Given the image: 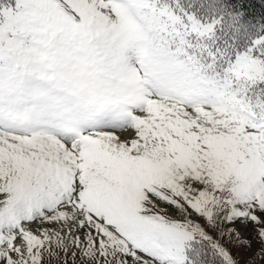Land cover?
I'll return each instance as SVG.
<instances>
[{
	"label": "snow or ice",
	"instance_id": "6c2138e0",
	"mask_svg": "<svg viewBox=\"0 0 264 264\" xmlns=\"http://www.w3.org/2000/svg\"><path fill=\"white\" fill-rule=\"evenodd\" d=\"M0 264H264V0H0Z\"/></svg>",
	"mask_w": 264,
	"mask_h": 264
},
{
	"label": "rangeland",
	"instance_id": "374dc122",
	"mask_svg": "<svg viewBox=\"0 0 264 264\" xmlns=\"http://www.w3.org/2000/svg\"><path fill=\"white\" fill-rule=\"evenodd\" d=\"M257 248H258V245H254L252 252L245 254L244 259L250 258V256L257 250Z\"/></svg>",
	"mask_w": 264,
	"mask_h": 264
}]
</instances>
